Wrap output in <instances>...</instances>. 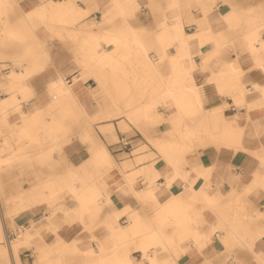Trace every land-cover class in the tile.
Instances as JSON below:
<instances>
[{
    "label": "crops",
    "instance_id": "obj_1",
    "mask_svg": "<svg viewBox=\"0 0 264 264\" xmlns=\"http://www.w3.org/2000/svg\"><path fill=\"white\" fill-rule=\"evenodd\" d=\"M53 1L66 3L73 9L89 10L90 19L61 20L67 24L51 19L43 22L33 16L48 0H0V44L17 43L27 36V42L37 39L49 52L44 69L25 80L35 90L34 95L41 104L47 106L48 83L60 75L73 86L77 101L87 108H113L121 106L117 102L124 100L130 102L126 105L131 107L159 109L157 112L151 110L152 120L142 124L147 136L124 118L133 129L134 146L141 141L157 157L135 164V153L131 156L117 152L115 142L111 144L107 149L115 166L100 178L108 194L107 202L95 216H86L83 222H69L58 210L52 218L59 229L55 237L50 234L49 243L59 237L78 246L96 247L103 242L111 249L112 231L103 226V222L110 219L125 228L127 244L134 246L142 230L139 227L137 232L131 228L139 221L155 229L158 241L151 246L168 245L166 239L169 237L181 248L190 246L180 256L179 264H264V237L255 241L256 236L264 234V0H135L124 17L105 21L102 15L105 9L109 10V1ZM21 13L24 19L26 15L25 20H21ZM93 21L98 24L91 23ZM118 28H124L126 34H118ZM180 28L187 35L199 34L190 37L187 49H182L174 38ZM130 29H140L166 46L163 56L155 51L149 53L159 62L155 71L144 64L141 51L116 45L132 43ZM26 30L28 34H24ZM249 44L253 46L249 48ZM11 52L0 47L1 58ZM99 52H107L108 59L98 61L95 56ZM260 60L261 66L258 65ZM4 62L9 67L2 69L0 98L17 92L19 106L27 110L29 99L22 97L17 86L8 84L12 64L8 60H1L0 64ZM116 75H124V87L116 86ZM74 76L79 79L73 83ZM169 77L173 79L172 84L165 82ZM101 81L106 82V87L100 86ZM168 85L177 87L186 97L164 95ZM242 87L244 95H241ZM196 89L199 98L193 97ZM160 113L165 115L166 121L159 122ZM216 117L220 124L235 122L240 142L219 139L222 132L213 126ZM118 118L100 120L112 121L117 137L122 132ZM199 121L204 123L202 130L189 134L177 130L178 124ZM5 138L16 140L18 136L4 133L0 141ZM147 138L152 143L157 139L172 141L173 148L178 150L173 154L178 155L179 161L172 162L168 152L154 147ZM0 147L5 149L3 144ZM77 147L82 151V146ZM64 154L67 156V149ZM58 169L66 172L67 161L61 158ZM28 186L29 189L32 185ZM149 189L154 194L146 195ZM247 189L252 192L247 193ZM64 192H60L58 203L64 201L62 198L67 199ZM215 196L218 205L213 207L207 199ZM234 206L238 209H235L237 215H234ZM195 207L201 208L197 219L192 211ZM122 209L125 212L120 213ZM30 213L18 218L23 224L30 222L29 229L37 228L41 234L43 228H48L49 211L43 219L38 215L29 218ZM233 215L242 220L238 231L241 234L247 231V235L235 244L218 242L219 237L229 233V220ZM86 219L90 225L94 219H99V227L92 233L87 232L83 228ZM185 226L209 234L217 247L209 245L200 250L193 237H180ZM227 248L233 253H225ZM158 250L163 249L157 247Z\"/></svg>",
    "mask_w": 264,
    "mask_h": 264
},
{
    "label": "bare ground",
    "instance_id": "obj_2",
    "mask_svg": "<svg viewBox=\"0 0 264 264\" xmlns=\"http://www.w3.org/2000/svg\"><path fill=\"white\" fill-rule=\"evenodd\" d=\"M108 1L110 3V7L109 10L105 9L104 11L102 15L103 21L112 20L118 17H124L126 14H128L127 10L131 7V5L135 3V0H106V3H108ZM88 12L89 10L73 9L66 3H61L59 1L53 0H48L45 5L39 7L35 11L37 18L44 19L47 16H52L58 20H63L66 18L79 20ZM91 23L98 24L96 21H93ZM117 31V33L120 35L126 34L124 28H118ZM198 35V33L187 35L185 34L183 28H180L179 31L175 33L174 38L175 40H177L182 49H187L188 40L190 39V37ZM129 40H132V43L122 42L116 45L128 46L129 48L135 47L136 50L141 51L142 55H144V64L149 69L155 71V69L159 65V62H157L154 57H151L149 53L151 51H155L160 56H163L166 46L162 42L157 41L156 38L146 36L143 32L140 31V29H130ZM37 45L39 47V50L37 49L35 52H32L27 57V59L29 60L27 61L28 63L20 65L21 68L18 71L16 69L11 70L8 75L7 81L9 85L17 86L20 89L19 93L24 99H29L28 108L26 111L21 109V106H19L20 103L17 98V92H12L9 97L0 98V117L2 119L1 122L2 124L4 122L8 124V126L16 131L17 134L22 135L26 133L30 136L32 130L36 128L42 129L48 136L56 137L58 132L63 130V124L59 117L56 116V113L54 112L55 109L53 108L68 104L69 108H66V111L74 112L76 111L77 107L75 104L78 102L77 96L74 92L73 86L66 82L62 76L58 75L57 78L51 80L47 86L46 99L47 106L49 107L48 113L52 117L46 119V121L43 122L42 117L44 106L34 95L35 90L33 91L30 85H28L25 81L28 76L42 71L47 63L49 52L47 51L45 44L38 41ZM252 46V44H249V48H251ZM108 56L109 54L107 52H99L96 54L95 58L98 61H106L108 59ZM258 65H262L261 60ZM78 79V76H74L73 83ZM172 81L173 79H171V77H169L167 81L165 80V82H167L166 84H172ZM166 88L167 90L166 92H164V95L166 96L176 98V95L179 94V98L186 97V94L179 93L177 87L173 88L172 86L168 85L166 86ZM193 93L194 98L200 97L198 89L194 90ZM244 94L245 89H243L242 87L241 95ZM117 103H120L121 106H115L112 108L104 105L105 107L98 106L94 108H87L83 105V103L78 102L77 104H79L78 109L87 116V119H89V122L91 124L92 121L96 119H113L120 113H124L131 118L138 120V118L141 116H147L152 109V107L149 106L131 107L128 106L130 102L124 100ZM12 107L18 108L21 115L20 122L14 124L8 122V117ZM213 126L214 129L222 132V136L219 137V139L222 138L227 141L231 140L234 142H240L238 138V136L240 135L239 128L236 126L235 122H222L220 124L218 117H216ZM203 127V121L189 123L185 122L183 124H178L177 130H182L183 133L189 134L194 130H202ZM114 130L115 127L112 121L105 123L100 121L98 131L107 139L115 137L116 133H114ZM85 132L86 136L91 140L89 154L79 164L71 165V169H69V171L63 175L62 180L56 178H48L37 186L32 185L31 188L23 190L15 197H5L2 199L0 198V237L1 235H4L5 229V224L1 219L2 214L3 216H5L4 212H7L11 216H14L16 215L17 211L21 210L19 211L20 213L22 212V210H29L34 205L33 203H38L43 205L42 210H37V213L40 217L45 216L46 210H60L65 214L67 221L74 222L76 220H79L80 222H83L86 216H95L102 205L107 202L108 194L100 183V178L104 176V174H106L111 167L115 166V161L110 155L103 141L95 135L94 129L91 125L85 130ZM31 142L32 140H24V138H20V136H18L16 140H11L10 138H8L5 149L0 147V166L7 163L10 164L16 162L19 159L27 156L28 153H30V151H28V146ZM50 142V145L46 148L47 152H49L52 148L59 146V143L55 140H50ZM154 142L163 152H168L170 154H167V156L168 158H171V161H179L178 155L173 154L177 153L178 150L173 148L174 144L172 143V141L157 139L154 140ZM26 143L28 144L25 145ZM43 144L44 143L41 142L37 143L38 147L41 149L39 150L41 153L46 152V150H44L45 148H43ZM126 163L127 162H124V164ZM89 169H91V171ZM92 169L95 172H92ZM64 190L73 198V205L65 206L61 203H58L59 194ZM248 192L251 193V189H247V193ZM148 193L151 195L154 194L150 189L147 190L146 195ZM207 200H209V204H211L213 207H216L218 205V198H216V196L209 197V199ZM128 209L129 207H127V210ZM232 209L235 210L237 208H235L234 206ZM175 210L177 211L178 209ZM237 210H235L236 212H234V215H237ZM192 211L194 212L197 219V217L200 215L201 208L195 207L192 209ZM123 212H125V209H122L120 213ZM240 213L241 212H239V214ZM16 216H18V213ZM118 216L119 213L115 215L116 218ZM196 219L195 222H197ZM241 221L242 220H240L236 216L229 220V233L223 234L221 237H219L218 242H223L227 245L243 241L245 236L247 235V231H244L243 234L240 233L241 231H238V226ZM155 222H157V220H155ZM103 226L107 229L109 228L112 231L111 238L113 239H111V249H109V246L104 245L103 242L99 243V245L96 247L78 246L75 242L67 243L58 237L56 241L52 243L43 241L44 243L39 246L40 255L35 264H66L77 255L82 258V264H179L178 261L180 259V256L185 253L188 248H190V246L181 248L180 246L175 245L172 237L166 239L168 245L161 244L162 246H151V244L154 245L158 241L155 229L154 227H149L145 223L141 224L139 221L133 228H131L135 229V231L137 232H139V227H141L142 230V236H140L137 243L135 242L134 246H129L127 244L128 236L125 234V228L122 225L118 224L116 220L113 221L107 219V221L103 222ZM16 227L20 232L18 237L10 240L7 236V247L0 246V264H8V262H10V264H12V262L14 264H21L18 255L20 245L27 241H34L37 236H39L38 241H40V239L42 240L40 231L37 228L34 230L25 228L24 225H22V223L18 221L16 223ZM51 228L56 229V225L53 222L51 223ZM188 233H190V235H188ZM188 236L195 239V242L200 250L209 247V245L212 248L217 247L214 246V240L210 237V235L200 232L198 228L192 229L191 227L187 228V226L182 228L180 237L187 239ZM258 236L255 237V241L256 239L261 240L264 237V234L260 233ZM157 247H161L165 251L166 255L161 257L159 252L157 251ZM153 248H155V250L151 252L150 250ZM132 249L140 252L141 255L145 256L148 262L144 263L138 261V259L135 260L131 255ZM2 260H4L5 263H2Z\"/></svg>",
    "mask_w": 264,
    "mask_h": 264
},
{
    "label": "rangeland",
    "instance_id": "obj_3",
    "mask_svg": "<svg viewBox=\"0 0 264 264\" xmlns=\"http://www.w3.org/2000/svg\"><path fill=\"white\" fill-rule=\"evenodd\" d=\"M90 11L85 14L84 16H82L80 19H90L89 17ZM25 19H26V15ZM28 17H32L31 15H29ZM34 18H36L37 20L40 21H46V20H58L52 16H47L44 19H40L37 18L36 13L33 16ZM22 17V13H21V20H25ZM57 22H59L60 24H67V21H61L58 20ZM87 24V23H85ZM24 34H28L27 30L24 32ZM58 36H61V32L58 31L57 32ZM27 36L25 37H21V40L17 43H2L0 44V47L4 49V51L6 52V50H10L12 51L10 53L9 56H5L4 58L0 57V61L1 60H8L11 62L12 66H11V70L18 68L20 66L21 63L28 61L27 57L32 53L35 52L37 49L39 50L38 47V40L36 39V41H32V42H27L26 39ZM1 54V53H0ZM3 54V53H2ZM5 54V53H4ZM73 55L75 57V52H73ZM9 66H7L6 62L1 63L0 64V75L3 72L2 69L7 68ZM6 77V74H3ZM123 78L124 75H116V86L117 87H124V82H123ZM100 86L102 87H106V82H100ZM42 98H44L43 96H40ZM71 106V105H70ZM66 108L68 109V104L66 106H59L55 109V113L56 116L59 117V119L62 121L63 124V130H61L60 132H58V134L56 135V137L54 136H48L45 131H43L42 129H33L31 132V135H27L26 133L24 134H17L16 131H14L13 129H11L8 124H6L5 122L2 124V119L0 117V136H2L4 133H9L12 135H17V136H21V138H24V140L26 139H30L32 140V142L29 144L28 146V151H30V153H28L27 156L19 159L16 162L10 163V164H4L2 166H0V198H5V197H15L16 195H18L20 192H22L23 190L27 189L30 185H39L41 184V182H43L45 179L48 178H56V179H61L63 178L64 173L68 172L69 169H71V165L73 164H79L83 159H85L88 154H89V147L91 144V140L86 136V132L85 130L90 127V125L92 126V128L94 129V133L97 137H99L103 143L107 146V148L113 144L114 142L117 141L118 137H117V133L114 130V133H116L115 137L111 138V139H107L103 134H101L98 131L99 128V124L100 121L99 119L97 120H93L92 124L89 122V119H87V116L85 114H83L77 107H76V111L74 112H69L66 111ZM169 108V107H167ZM22 109V107H21ZM44 111H43V122L46 121V119L51 118L52 116L48 113V106H44L43 107ZM157 107L152 108L151 110H154L155 112H157ZM23 110V109H22ZM26 110V109H24ZM120 115V116H119ZM119 115H117L116 117H120L117 120L118 121H122L119 122V129L122 132H127L130 135H134L133 129L129 126V124L124 120V118H127L128 121L130 123L133 124V126L139 131L141 132L144 136H147L142 124H146L147 121H150L152 119H150V115L148 114L147 116H141L138 118V120L131 118L130 116L124 114V113H120ZM126 115V116H125ZM11 118H8L9 121H11V124L16 123V121H19L21 119V115H20V110H18V108H14L11 110L10 115ZM160 121H166L165 120V115L160 113ZM85 121H84V120ZM105 119V118H104ZM104 119H101V121H103ZM130 119V120H129ZM13 121V122H12ZM143 121V122H142ZM158 122V123H159ZM170 122V121H169ZM105 123V122H104ZM157 123V124H158ZM16 133V134H15ZM11 136V135H10ZM29 136V137H28ZM26 138V139H25ZM148 139V138H147ZM1 140V139H0ZM7 140L8 138H5L3 140V142L0 141V146L3 144L4 146H6L7 144ZM50 140H55L59 143L58 147L52 148L49 152H47V147L50 145ZM150 141V139H148ZM44 143L43 147L45 148L44 150H46V152L41 153L39 150H41L37 143ZM152 143V141H150ZM2 143V144H1ZM24 143V142H23ZM138 146L135 148V158H134V162L135 164L144 162V161H149L151 159H154L157 157V155L152 152L149 147L145 144H143L141 141L138 142ZM28 143H26L25 145H27ZM153 146L157 148L158 145L155 144L154 140H153ZM24 145V146H25ZM77 146H82V151H79V147ZM76 148H78V151H76ZM67 149V156L64 154V151ZM38 151V152H36ZM82 152V153H81ZM4 153V151H3ZM62 160H66L67 161V171H59V165H60V161ZM77 159V160H76ZM77 162V163H76ZM73 167V166H72ZM91 171V169H89ZM92 172H95L92 169ZM63 194V193H62ZM65 195H67V199L65 200L64 198H62V200H64L61 204L65 205V206H71L74 204L73 198L67 194L66 192H64ZM68 200V201H67ZM11 204V202H10ZM34 204V205H33ZM31 209L29 210H25L19 213V211H17L16 215L11 216L10 214H8L7 212H4L1 215V219L5 224V229H4V235H1L0 237V246H4L7 247L6 245V239L8 240L7 236H9V239L12 240L14 238H17L18 235L20 234V232L18 231L17 227H16V223L17 220H19V216L23 215V214H27L28 211L32 212L29 215V218L34 216V215H38L37 213H35L38 209L42 210L43 205L38 204V203H33ZM36 207V208H35ZM34 210V211H33ZM38 210V211H39ZM48 211V210H46ZM45 211V212H46ZM57 211L55 210H50L49 214H47V216H49L46 219V226L48 228H43L41 230V234L40 236L42 237V240H39V236L36 237V239L34 241H27L25 243H23L22 245H20L19 251H18V255H19V261L21 264H35V262L38 260L39 255H40V248L39 246L44 243L43 241H47L49 243V241H51L50 239L52 238V236L50 234H54L53 237L56 236V231L59 229H53L51 228V223L53 222L55 224V219L52 217H55L57 215ZM35 213V214H34ZM39 216V215H38ZM40 217V216H39ZM42 219L44 218V216H41ZM40 217V218H41ZM28 217H26L27 219ZM99 219H94L92 221V224L90 225L88 222V219H86V224L84 225V229L89 232L92 233L94 230H96L99 227V223L98 222ZM57 221V220H56ZM21 222L22 221H18ZM65 223L67 224H71L67 221H65ZM25 228L29 229V225L30 222L28 224H23ZM23 227V228H24ZM22 228V229H23ZM153 250H155V248L151 249L150 251L152 252ZM225 253L228 254H232L233 252L231 251V248H227L225 249ZM158 252H160V255L165 256L166 253L164 250H158ZM139 252L135 253L134 249L131 250V255L132 257L138 261L147 263V258L143 255H138ZM8 262V261H7ZM2 263H5L4 260H2ZM8 264H10V262H8ZM12 264H14L12 262ZM66 264H82V258L77 255L75 256L71 261H68Z\"/></svg>",
    "mask_w": 264,
    "mask_h": 264
},
{
    "label": "built area",
    "instance_id": "obj_4",
    "mask_svg": "<svg viewBox=\"0 0 264 264\" xmlns=\"http://www.w3.org/2000/svg\"><path fill=\"white\" fill-rule=\"evenodd\" d=\"M95 17L96 15L93 16V18ZM231 109L233 111L236 110L235 106H232ZM133 138V135H130L127 132H120V134L118 135V139L114 144L117 147V152L126 153L132 156L136 148L133 144Z\"/></svg>",
    "mask_w": 264,
    "mask_h": 264
}]
</instances>
